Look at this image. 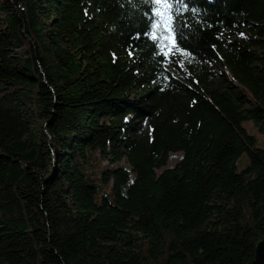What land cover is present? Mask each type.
<instances>
[{
	"label": "trees",
	"instance_id": "1",
	"mask_svg": "<svg viewBox=\"0 0 264 264\" xmlns=\"http://www.w3.org/2000/svg\"><path fill=\"white\" fill-rule=\"evenodd\" d=\"M168 3L0 0V264L253 263L264 0Z\"/></svg>",
	"mask_w": 264,
	"mask_h": 264
},
{
	"label": "snow or ice",
	"instance_id": "2",
	"mask_svg": "<svg viewBox=\"0 0 264 264\" xmlns=\"http://www.w3.org/2000/svg\"><path fill=\"white\" fill-rule=\"evenodd\" d=\"M147 2L156 6L154 15L158 19H154L153 27L157 30L163 29V32L161 35H158L157 31H150L149 33H145V35L150 36L153 42H158V55L169 56L175 46V34L172 28V5L168 3V0H147ZM179 11L177 9V14H179ZM177 23H179L178 20ZM182 54L188 55L186 52Z\"/></svg>",
	"mask_w": 264,
	"mask_h": 264
},
{
	"label": "rangeland",
	"instance_id": "3",
	"mask_svg": "<svg viewBox=\"0 0 264 264\" xmlns=\"http://www.w3.org/2000/svg\"><path fill=\"white\" fill-rule=\"evenodd\" d=\"M242 34H243V35H242ZM234 37H235L236 39H238L239 41H246V42H248V43H253V41H254V38H253V37H250V36H248L247 34H244V33H242V32H236V33L234 34ZM253 45H254V44H253ZM253 49H254V50H257V51L260 52V50H259L256 46H254ZM176 51H177V49H176L175 47H173V50H172V53H171V54L176 53ZM216 88H218L217 85H213V86H212V89H216ZM249 124H250V123H249ZM249 124L247 125V127L251 130V132H252L253 134H257L256 129H254V128H253L251 125H249ZM182 154H183V153H174V154H170V160H169L168 164L166 165L165 168L159 170V172L163 171L164 169H167V168H170V167L176 165V164L181 160V158H182ZM245 157H246V156H245ZM107 164H108V162H105V163H104V165H107Z\"/></svg>",
	"mask_w": 264,
	"mask_h": 264
},
{
	"label": "water",
	"instance_id": "4",
	"mask_svg": "<svg viewBox=\"0 0 264 264\" xmlns=\"http://www.w3.org/2000/svg\"><path fill=\"white\" fill-rule=\"evenodd\" d=\"M252 264H264V238L256 248L255 259Z\"/></svg>",
	"mask_w": 264,
	"mask_h": 264
}]
</instances>
